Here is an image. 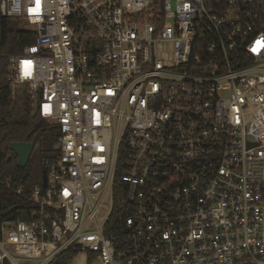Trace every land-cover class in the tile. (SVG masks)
I'll list each match as a JSON object with an SVG mask.
<instances>
[{"label": "built area", "instance_id": "2783aa9c", "mask_svg": "<svg viewBox=\"0 0 264 264\" xmlns=\"http://www.w3.org/2000/svg\"><path fill=\"white\" fill-rule=\"evenodd\" d=\"M0 14L35 33L9 58L12 97L58 131L0 263L73 248L84 264H264V0H0Z\"/></svg>", "mask_w": 264, "mask_h": 264}, {"label": "trees", "instance_id": "16d2710c", "mask_svg": "<svg viewBox=\"0 0 264 264\" xmlns=\"http://www.w3.org/2000/svg\"><path fill=\"white\" fill-rule=\"evenodd\" d=\"M34 32L19 26L16 20L0 14V238L1 229L16 220L34 218L37 206L29 197L35 186L42 187V170L45 162L55 152L58 136L56 126L32 112L31 101L23 115L15 114V100L7 78L10 73L9 58L21 54L23 47L33 43ZM11 142H32L34 149L25 166L17 165V156L9 149ZM9 158V159H8ZM32 158L39 160L35 163ZM41 169V173H40ZM21 186L20 194L7 187ZM113 217H115L113 215ZM76 250L68 248L53 264H65ZM0 264H10L4 259Z\"/></svg>", "mask_w": 264, "mask_h": 264}, {"label": "water", "instance_id": "95a60500", "mask_svg": "<svg viewBox=\"0 0 264 264\" xmlns=\"http://www.w3.org/2000/svg\"><path fill=\"white\" fill-rule=\"evenodd\" d=\"M9 149L12 150L17 156V165L25 166L33 149L34 143L32 142H11ZM9 159V158H8ZM42 187H47V172L45 169L42 170Z\"/></svg>", "mask_w": 264, "mask_h": 264}, {"label": "rangeland", "instance_id": "374dc122", "mask_svg": "<svg viewBox=\"0 0 264 264\" xmlns=\"http://www.w3.org/2000/svg\"><path fill=\"white\" fill-rule=\"evenodd\" d=\"M17 22H18L19 26H22L21 22H19V21H17ZM160 54L163 55V56H168L169 57V55H171V45H165V46L161 47ZM19 95H21V94H19ZM13 99L15 100V108H14L15 114L20 117L24 113V109H25V107L27 105V103H26L27 101L24 100V99L18 100L17 97L13 98ZM35 108L36 107L33 104L32 108H31L32 112H35ZM32 160L35 163L39 162V160H37L36 158H32ZM40 173H41V169H40ZM84 262H85V254L81 253L79 255L74 256L71 259L69 264H84Z\"/></svg>", "mask_w": 264, "mask_h": 264}, {"label": "snow or ice", "instance_id": "6c2138e0", "mask_svg": "<svg viewBox=\"0 0 264 264\" xmlns=\"http://www.w3.org/2000/svg\"><path fill=\"white\" fill-rule=\"evenodd\" d=\"M257 43H258V44H264V42H259V41H258ZM254 50H256V49L254 48Z\"/></svg>", "mask_w": 264, "mask_h": 264}]
</instances>
